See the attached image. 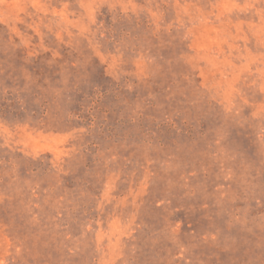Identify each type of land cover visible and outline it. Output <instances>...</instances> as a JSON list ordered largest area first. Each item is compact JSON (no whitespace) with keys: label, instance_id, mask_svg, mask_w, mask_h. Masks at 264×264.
I'll use <instances>...</instances> for the list:
<instances>
[{"label":"rangeland","instance_id":"rangeland-1","mask_svg":"<svg viewBox=\"0 0 264 264\" xmlns=\"http://www.w3.org/2000/svg\"><path fill=\"white\" fill-rule=\"evenodd\" d=\"M0 264H264V0H0Z\"/></svg>","mask_w":264,"mask_h":264}]
</instances>
